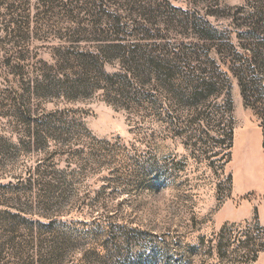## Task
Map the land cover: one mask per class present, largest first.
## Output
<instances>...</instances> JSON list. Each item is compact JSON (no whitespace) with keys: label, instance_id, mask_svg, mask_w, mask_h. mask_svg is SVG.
Here are the masks:
<instances>
[{"label":"rangeland","instance_id":"374dc122","mask_svg":"<svg viewBox=\"0 0 264 264\" xmlns=\"http://www.w3.org/2000/svg\"><path fill=\"white\" fill-rule=\"evenodd\" d=\"M169 2L0 0V264H264V123L237 78L224 80V62L248 67L250 51L264 73V0ZM106 15L144 24L148 53L188 55L200 72L217 71L213 59L219 95L181 99L154 77L130 109L101 91L38 95L57 46L40 26ZM64 110L76 124L40 126Z\"/></svg>","mask_w":264,"mask_h":264},{"label":"trees","instance_id":"16d2710c","mask_svg":"<svg viewBox=\"0 0 264 264\" xmlns=\"http://www.w3.org/2000/svg\"><path fill=\"white\" fill-rule=\"evenodd\" d=\"M50 24L46 20L40 26L41 36L38 40L43 44L57 42V46L51 47L52 62L42 60L45 69L42 73L43 79L34 86L38 95L51 99L62 97L72 100L101 91L108 100L130 109L145 102L140 88L153 77L157 83L172 89L181 99L187 98L195 102L205 100L214 94L219 95L217 85L222 81L218 71L220 65L209 58L210 63L217 65L215 66L217 75V71L214 70L203 69L200 72L197 66L191 67L188 55H185L186 59L183 61L181 60L183 57L177 53H155V50L148 53L146 47L153 45L148 44V41L155 38V35L147 34L144 24L136 25L129 30L128 23H125L121 16L112 15L90 18L69 16L55 20L53 27H50ZM199 32L195 33L197 37L203 34ZM226 46L233 51L234 59L240 57L231 40ZM249 56L248 67L228 65L224 62L228 69L224 72V80L228 83L229 73L237 78L245 103L251 105L264 123V73L257 67L259 53L250 51ZM108 65L116 69L110 71ZM260 81L263 84H260ZM230 100L227 97V107L232 104ZM28 112L24 110L22 114L24 122L31 125L33 121L27 118ZM67 113L66 110L52 111L39 124L49 130L56 128L57 122L69 124L68 126L76 124L75 120L69 121L64 117ZM225 126L227 150L224 155L228 156L230 155L228 150L233 145V128L229 123ZM18 210L20 211L15 213L17 217L33 222L23 216L21 209ZM36 222L46 225L41 221ZM258 250L251 243H247V252L250 254H257ZM60 256L61 251L56 249L55 259H59ZM253 258L256 259L257 255H253Z\"/></svg>","mask_w":264,"mask_h":264}]
</instances>
